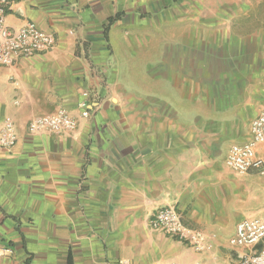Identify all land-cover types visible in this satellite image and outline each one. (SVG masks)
Here are the masks:
<instances>
[{"label": "crops", "instance_id": "crops-1", "mask_svg": "<svg viewBox=\"0 0 264 264\" xmlns=\"http://www.w3.org/2000/svg\"><path fill=\"white\" fill-rule=\"evenodd\" d=\"M11 1L9 26L33 22L55 44L0 66V128L10 118L16 135L0 148V264H236L247 250L227 242L264 216V176L225 160L264 112V57L230 34L210 52L208 0ZM190 41L200 52L182 56ZM98 74L104 98L82 118ZM59 109L74 132L27 129ZM164 207L203 235L204 252L149 227Z\"/></svg>", "mask_w": 264, "mask_h": 264}, {"label": "built area", "instance_id": "built-area-1", "mask_svg": "<svg viewBox=\"0 0 264 264\" xmlns=\"http://www.w3.org/2000/svg\"><path fill=\"white\" fill-rule=\"evenodd\" d=\"M12 8L11 0H0V66H11L34 55L50 51L55 44L53 34L41 30L33 22H26L15 28L6 23V15ZM106 75L98 74L95 85L84 89L78 103L79 114L88 118L99 109V101L104 98ZM76 121L65 109L54 115L36 117L28 121L27 129L32 132H47L53 135L69 134L76 130ZM250 137L247 141L233 144L226 156V166L238 173L255 170L264 176V112L250 124ZM16 142L15 123L7 118L0 128V148L10 149ZM149 227L181 242L195 252L206 250L202 234L188 227L182 215L172 207L155 210L149 218ZM230 249H245L237 254L236 264H264V216L242 220L235 226L229 238ZM120 264H128L122 260Z\"/></svg>", "mask_w": 264, "mask_h": 264}, {"label": "rangeland", "instance_id": "rangeland-1", "mask_svg": "<svg viewBox=\"0 0 264 264\" xmlns=\"http://www.w3.org/2000/svg\"><path fill=\"white\" fill-rule=\"evenodd\" d=\"M205 3L208 5V12L203 14L204 16L208 14L212 21L209 25L211 36L207 42L210 52L216 48L217 44H227L216 38L217 34H230L239 38L228 42L229 44L240 47L253 46V53L264 57V0H208ZM202 44L204 47L206 43ZM200 45L199 41L182 43V47L179 48L182 50L181 55L190 56L191 53H199ZM160 76L162 83L167 84L173 78L183 79L185 74L177 72L176 75L166 73Z\"/></svg>", "mask_w": 264, "mask_h": 264}]
</instances>
